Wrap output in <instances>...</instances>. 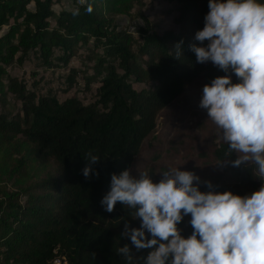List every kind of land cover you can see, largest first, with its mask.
<instances>
[{"label":"trees","instance_id":"trees-1","mask_svg":"<svg viewBox=\"0 0 264 264\" xmlns=\"http://www.w3.org/2000/svg\"><path fill=\"white\" fill-rule=\"evenodd\" d=\"M164 1L173 3L176 32L120 26L115 16L131 0H72L58 12L60 0H0V181H7L0 187V264H51L56 256L68 264H143L139 258L152 250L137 252L122 235L125 224L141 225L133 209L118 202L109 213L101 205L111 175L130 169L160 111L188 88L226 75L211 62L198 63L189 47L201 46L195 34L208 0ZM29 146L54 169L24 187L17 183L28 177ZM89 151L100 160L85 178ZM207 157L231 176L203 179L201 191L209 190L204 181L241 196L263 186L254 163L232 166L237 154L228 144ZM190 219L178 225L185 238L193 232ZM126 244L138 262L118 254Z\"/></svg>","mask_w":264,"mask_h":264},{"label":"clouds","instance_id":"clouds-1","mask_svg":"<svg viewBox=\"0 0 264 264\" xmlns=\"http://www.w3.org/2000/svg\"><path fill=\"white\" fill-rule=\"evenodd\" d=\"M208 8L204 27L195 34L201 46L189 47L198 63L211 62L226 75L203 86L199 107L237 154L232 166L254 163L264 178V3L208 0ZM86 11L91 13L92 5ZM182 44L175 46L177 58ZM85 160L82 172L89 178L100 159L89 151ZM200 183L198 175L179 167L163 171L159 182L148 171L134 176L125 168L111 175L110 190L100 203L109 213L118 202L134 210L141 225L125 224L122 235L130 237L137 252L152 249L139 258L143 264H264V186L241 196L217 192L210 181L203 182L209 190L201 191ZM189 214L193 232L185 238L178 225ZM118 254L137 260L127 244Z\"/></svg>","mask_w":264,"mask_h":264},{"label":"rangeland","instance_id":"rangeland-1","mask_svg":"<svg viewBox=\"0 0 264 264\" xmlns=\"http://www.w3.org/2000/svg\"><path fill=\"white\" fill-rule=\"evenodd\" d=\"M72 0H60L62 4L54 6L56 12L67 7ZM173 3L164 0H131L127 11L115 16L120 26L134 32L137 27L150 25L157 30L169 29L177 31L173 19ZM78 61V60H77ZM75 61L73 62V64ZM26 68L29 65H25ZM21 70V69H20ZM54 81H49L50 89H54ZM73 92V91H71ZM203 95V86H192L178 97L173 103L160 111L153 132L143 141L138 155L135 157L130 169L132 175L148 171L154 182H159L162 172L171 167H179L182 171H192L203 179L220 177L223 181L230 178L226 166L211 162L207 155L221 143L222 131L209 119L206 109L199 107ZM89 92L85 96L87 101L92 99ZM28 158V177L17 183L26 187L37 181L54 169V163L40 164L36 151L31 146L23 153ZM7 181H0V187ZM264 186V178H263ZM9 189L12 183H8Z\"/></svg>","mask_w":264,"mask_h":264},{"label":"built area","instance_id":"built-area-1","mask_svg":"<svg viewBox=\"0 0 264 264\" xmlns=\"http://www.w3.org/2000/svg\"><path fill=\"white\" fill-rule=\"evenodd\" d=\"M51 264H68V261L66 260L65 257H59V256H56Z\"/></svg>","mask_w":264,"mask_h":264}]
</instances>
